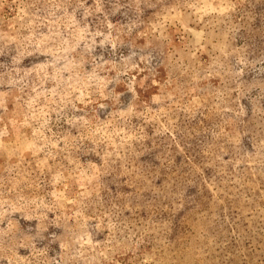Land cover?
Listing matches in <instances>:
<instances>
[{"label": "rangeland", "instance_id": "rangeland-1", "mask_svg": "<svg viewBox=\"0 0 264 264\" xmlns=\"http://www.w3.org/2000/svg\"><path fill=\"white\" fill-rule=\"evenodd\" d=\"M0 264H264V0H0Z\"/></svg>", "mask_w": 264, "mask_h": 264}]
</instances>
